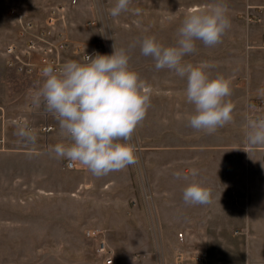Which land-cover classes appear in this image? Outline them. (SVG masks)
I'll list each match as a JSON object with an SVG mask.
<instances>
[{"label":"crops","instance_id":"0c3cea01","mask_svg":"<svg viewBox=\"0 0 264 264\" xmlns=\"http://www.w3.org/2000/svg\"><path fill=\"white\" fill-rule=\"evenodd\" d=\"M245 1L242 17H237L235 10L230 12L234 6L227 5V14L235 27L223 45L227 49L233 45L236 52L227 53L226 48L223 51L204 49L186 55L182 61L194 65L207 62L211 65L207 71L212 77L231 78L232 95L228 99L234 104L232 122L211 135L192 129L188 116L194 113V106L186 101V78L173 71V196L168 195L170 198L166 199L170 208L173 207V222L172 214L168 220L163 215V184L160 176L155 179L161 167L151 168L145 161L146 155L156 154V151L146 152L145 148L136 151L138 158L139 155L144 158V169L137 162L100 177L79 164L69 168L67 160L58 158L59 169L70 174L67 179H57L45 166H26L27 180L8 183L10 189L26 191L25 197H0V237L10 239L9 252H13V239H17L14 253L17 259L1 260L0 264H102L97 252L98 239L89 237L88 229L105 231L115 262L118 253L126 248V262L133 264L134 255L151 253L153 248L161 247L159 252L163 255L165 244L159 242V238L168 236L166 232L172 228V223L173 237L184 243L178 251L188 260L196 251H203L206 264H264V145L250 146L245 142L246 117L264 116V99L259 97L264 79L256 84L253 79L256 65L252 62L253 47L264 48V11L249 10L259 18L255 21H248L245 14L249 6H264V1ZM205 6L195 4L190 10ZM16 23L19 24L18 20ZM241 37L247 42L246 53L241 52L242 47H237ZM175 41L176 35L173 44ZM71 43L62 53L64 62L76 56L72 47L82 45ZM4 50L2 56L8 72L31 78L35 83L24 89L12 88L21 97L10 106H2L10 117L24 116L36 125L56 126L47 134L44 144L25 153L27 157L49 161L54 154L49 152V147L67 141L60 135L58 121L46 112L43 104L36 107L32 103L31 94L43 79L10 69ZM6 126L0 123V135L1 130L5 131L2 141L13 147L2 154L21 168L23 164L18 165L14 159L21 157L18 152L21 148L17 146L26 141L8 133ZM140 127L135 130L136 140L133 133L130 142L160 140L156 135L148 137L144 131L139 132ZM36 137L42 141L39 135ZM193 168L198 172L196 177L190 174ZM177 172L181 173L180 178L175 176ZM193 181L210 190V203L185 204L183 190ZM138 263L141 264V260L138 259Z\"/></svg>","mask_w":264,"mask_h":264},{"label":"clouds","instance_id":"9594fccd","mask_svg":"<svg viewBox=\"0 0 264 264\" xmlns=\"http://www.w3.org/2000/svg\"><path fill=\"white\" fill-rule=\"evenodd\" d=\"M130 4L131 0H116L110 15L118 17ZM227 13V4L216 0L184 14L175 44L165 46L154 35L139 41L141 54L151 56L157 70L167 68L186 78V101L194 106L188 124L209 135L233 121L234 104L228 99L232 80L223 75L212 77L207 62L194 65L182 61L195 52L197 40L209 47L222 42L231 26ZM113 49L111 55H85L84 62L69 60L60 66H45L43 80L31 94L33 105L43 104L67 141L50 146L49 152L67 160L68 167L79 164L97 177L137 162L130 140L151 104L150 87L130 69L126 50L117 49L115 44ZM260 94L264 96V90ZM15 134L30 143L37 139L34 130L22 121ZM245 142L264 145V116L246 117ZM190 174L196 177L198 172L193 168ZM175 176L180 178L181 173ZM182 198L185 204H208L211 192L193 181L184 188Z\"/></svg>","mask_w":264,"mask_h":264},{"label":"rangeland","instance_id":"374dc122","mask_svg":"<svg viewBox=\"0 0 264 264\" xmlns=\"http://www.w3.org/2000/svg\"><path fill=\"white\" fill-rule=\"evenodd\" d=\"M214 2L216 0H131L127 11L122 12L118 17H112L110 9L115 5L116 0H0V104L10 106L17 100L18 96L21 97L12 88L19 87V89H24L26 86L35 83L31 78L11 75L4 64L2 51L6 45L15 42L18 37L19 24L16 23L18 19L14 15L17 17V15L21 14L26 20L41 22L51 7L60 6L63 7L65 15L62 27L70 41L82 44L87 50L95 49L97 53L102 55H111L114 50V44L117 49L124 48L129 56L130 69L138 73L139 77L150 87L151 104L140 124L139 132L141 131L142 133L144 131L143 133L148 137L156 135L160 139L141 143L131 141L130 143L135 147L136 151L145 148L146 152H157L156 154L146 155L145 161L146 165L151 168L154 166L161 167V173L160 175L157 174L155 179L160 176L163 184L161 196L163 215L168 220V216L172 214L171 220L173 222V207L170 208L166 200L170 198L168 195L173 196V70L167 68L157 70L154 59L151 56L141 54L139 41L146 35H154L165 46L173 45V36L176 35L184 14L195 4L202 6V4L208 5ZM220 2L227 4L229 8L234 6V9H230V12L233 13V10H235L236 16L242 17L240 14L243 13L245 0H240V3L238 0H220ZM14 9H16V12ZM230 21L231 26L222 37L221 43L209 47L197 40L195 51H203L204 49L212 51L221 49L223 51L226 48L223 43L225 39L230 38V33L235 27L231 18ZM242 38L239 41L240 46L237 47H242L241 52L246 53L248 51L247 42H243ZM133 45L135 46L133 47ZM225 50L227 53L229 51L232 53L236 52L233 51V45ZM252 55V62L256 65L253 79L258 85L264 79V48L253 47ZM76 56H73L72 59L77 60L79 56L77 58ZM9 81H11L12 84L10 85L12 87H10ZM263 86L264 84L260 88ZM25 99L28 100L26 97ZM6 116L8 117L7 112ZM9 118L13 117L9 116L6 121L0 120V123H6V127L9 129L8 133L11 132L17 139H20L15 134L18 124L13 120H9ZM34 133L39 135L42 141L36 139L35 143L27 142L26 144L25 142L23 143L24 145L20 144L17 146L21 148L18 151L21 152L19 153L21 157L14 159V162L18 165L23 164V167L18 168L11 163L9 156L4 157L2 154L8 153L13 145L2 141L5 131L1 130L0 150L2 152L0 154V163H4L0 164V197L12 195L16 198L25 197L26 191L10 189L8 183L27 180L26 166L40 168L45 166L52 175L61 180H65V178L67 179L70 176V174L59 169V159L56 158L55 154H51L49 161L40 157L30 158L25 156L28 150H36L39 148L38 146L44 144L48 137L45 133L37 131H34ZM135 134L136 131H134V139L136 138ZM158 134H160V138ZM35 159H38V162H34ZM143 161L144 158L139 155L137 162L141 163L140 166L144 169ZM151 181H153L152 175ZM166 233L168 236L159 238V242L163 241L165 244L163 255L159 252L161 247L153 248L154 250L151 253H146L139 257L134 255L133 264H139L138 259L141 260V264H192L187 257H183L184 260L182 262L179 260L180 253L178 250L181 244L183 247L184 243L179 241L178 237H173V223L172 228H169ZM103 237L108 242L106 235H103ZM97 239L99 243V238ZM9 241L10 239L6 236L5 238L0 237V261L7 262L12 258L17 259L14 254L17 249V239H13V252H9ZM24 241L25 239L23 238L22 242ZM126 261H128L127 252L126 248H123L118 253V261L114 264H128Z\"/></svg>","mask_w":264,"mask_h":264},{"label":"built area","instance_id":"2783aa9c","mask_svg":"<svg viewBox=\"0 0 264 264\" xmlns=\"http://www.w3.org/2000/svg\"><path fill=\"white\" fill-rule=\"evenodd\" d=\"M252 9L264 11V6H249L248 12L245 14L248 21L259 20L254 13L249 11ZM17 16L19 22L18 37L15 42L8 44L4 50L7 66L17 73L28 75L36 79H43L41 75L42 69L49 64L60 66L65 63L62 53L72 46L71 41L65 35L62 27L65 19L64 9L60 6L51 7L44 20L41 22L26 20L21 14ZM262 47H264V34L262 37ZM72 48L74 49L75 55L79 56V62H84L85 55L94 56L97 53L95 49L87 50L82 45H75ZM262 90H264V87ZM259 97L264 99V96L261 94ZM8 117L6 116L5 109L0 105V120L6 121ZM9 120H13L17 124L22 121L34 131L45 134L53 132L56 128L53 124L36 125L30 123L24 116L9 118ZM74 166L75 164L72 167ZM87 235L91 238H99L97 252L101 255L104 264H114V250L103 237L105 231L100 229H88ZM179 257L180 262H182L184 256L180 254ZM190 262L192 264H206V253L203 251H196L190 257Z\"/></svg>","mask_w":264,"mask_h":264}]
</instances>
